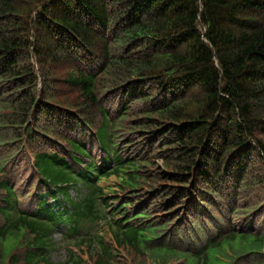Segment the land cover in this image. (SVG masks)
<instances>
[{
  "label": "trees",
  "instance_id": "obj_1",
  "mask_svg": "<svg viewBox=\"0 0 264 264\" xmlns=\"http://www.w3.org/2000/svg\"><path fill=\"white\" fill-rule=\"evenodd\" d=\"M0 264H264V0H0Z\"/></svg>",
  "mask_w": 264,
  "mask_h": 264
},
{
  "label": "rangeland",
  "instance_id": "obj_2",
  "mask_svg": "<svg viewBox=\"0 0 264 264\" xmlns=\"http://www.w3.org/2000/svg\"><path fill=\"white\" fill-rule=\"evenodd\" d=\"M72 196H75L74 192H72ZM62 238H63L62 231L60 230L56 231L53 236V240L54 242L57 243V245L50 254V259L54 263H64L68 257L67 249L66 247H64Z\"/></svg>",
  "mask_w": 264,
  "mask_h": 264
}]
</instances>
